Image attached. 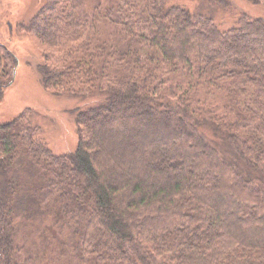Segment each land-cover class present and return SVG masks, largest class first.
<instances>
[{
  "label": "trees",
  "instance_id": "16d2710c",
  "mask_svg": "<svg viewBox=\"0 0 264 264\" xmlns=\"http://www.w3.org/2000/svg\"><path fill=\"white\" fill-rule=\"evenodd\" d=\"M199 3L43 0L19 26L84 104L67 153L30 108L0 124V264H264V21ZM15 63L0 43V95Z\"/></svg>",
  "mask_w": 264,
  "mask_h": 264
},
{
  "label": "rangeland",
  "instance_id": "374dc122",
  "mask_svg": "<svg viewBox=\"0 0 264 264\" xmlns=\"http://www.w3.org/2000/svg\"><path fill=\"white\" fill-rule=\"evenodd\" d=\"M190 8L200 0H172ZM231 12L217 16L226 26L237 20L238 14H247L264 21V4L249 0H230ZM43 0H0V43L6 45L16 58L12 80L0 95V124L5 123L25 108L31 109V122L39 127L38 137L57 154L74 151L77 144L75 115L72 113L84 103L77 97L53 93L41 85V65L44 46L20 25L40 8Z\"/></svg>",
  "mask_w": 264,
  "mask_h": 264
}]
</instances>
